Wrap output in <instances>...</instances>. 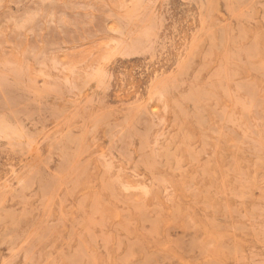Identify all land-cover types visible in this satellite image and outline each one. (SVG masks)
<instances>
[{
	"label": "rangeland",
	"instance_id": "obj_1",
	"mask_svg": "<svg viewBox=\"0 0 264 264\" xmlns=\"http://www.w3.org/2000/svg\"><path fill=\"white\" fill-rule=\"evenodd\" d=\"M0 264H264V0H0Z\"/></svg>",
	"mask_w": 264,
	"mask_h": 264
},
{
	"label": "bare ground",
	"instance_id": "obj_2",
	"mask_svg": "<svg viewBox=\"0 0 264 264\" xmlns=\"http://www.w3.org/2000/svg\"><path fill=\"white\" fill-rule=\"evenodd\" d=\"M258 73H259V72H258ZM231 144H232V143H231ZM200 148H201V147H200ZM190 158H191V157H190ZM144 171H145V170H144ZM3 184H4V183H3ZM3 184H2V185H3ZM5 186H6V185H5ZM2 188H3V187H2ZM23 188H24V187H23ZM45 197H46V196H45ZM94 247H95V245H94ZM67 254H69V253H67ZM66 259H67V258H66ZM66 259H65V260H66ZM67 260H68V259H67Z\"/></svg>",
	"mask_w": 264,
	"mask_h": 264
}]
</instances>
